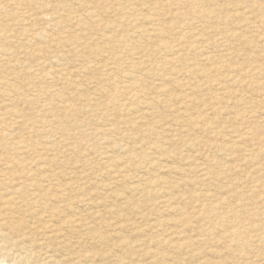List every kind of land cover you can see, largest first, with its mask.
<instances>
[{
	"label": "rangeland",
	"instance_id": "1",
	"mask_svg": "<svg viewBox=\"0 0 264 264\" xmlns=\"http://www.w3.org/2000/svg\"><path fill=\"white\" fill-rule=\"evenodd\" d=\"M0 264H264V0H0Z\"/></svg>",
	"mask_w": 264,
	"mask_h": 264
},
{
	"label": "bare ground",
	"instance_id": "2",
	"mask_svg": "<svg viewBox=\"0 0 264 264\" xmlns=\"http://www.w3.org/2000/svg\"><path fill=\"white\" fill-rule=\"evenodd\" d=\"M118 1V0H117ZM121 2H122V0H121Z\"/></svg>",
	"mask_w": 264,
	"mask_h": 264
}]
</instances>
